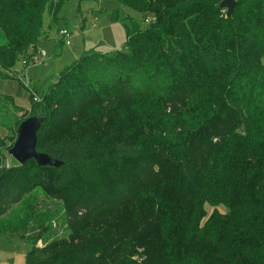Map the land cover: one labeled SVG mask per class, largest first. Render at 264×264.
Here are the masks:
<instances>
[{
    "label": "trees",
    "instance_id": "trees-1",
    "mask_svg": "<svg viewBox=\"0 0 264 264\" xmlns=\"http://www.w3.org/2000/svg\"><path fill=\"white\" fill-rule=\"evenodd\" d=\"M69 1L0 0V80ZM115 1L141 17L108 15L126 50L30 90L36 150L60 168L7 162L28 117L0 96V237L24 264H264V0L230 17L223 0Z\"/></svg>",
    "mask_w": 264,
    "mask_h": 264
},
{
    "label": "rangeland",
    "instance_id": "rangeland-1",
    "mask_svg": "<svg viewBox=\"0 0 264 264\" xmlns=\"http://www.w3.org/2000/svg\"><path fill=\"white\" fill-rule=\"evenodd\" d=\"M117 10L131 20L139 21L140 14L130 8L119 5L115 0H70L53 22L49 12L43 14L42 26L46 38L36 45L33 61L23 65L16 63L13 75L0 80V96H9L14 104L31 114L30 90H39L46 83L53 81L58 73L78 62L90 51L111 55L114 51H125V29L123 24L111 23L108 15ZM70 33L69 45L59 36L60 30ZM21 113L18 114L20 116ZM5 134L1 131V136ZM13 163V159H8ZM38 205L52 207L50 201L39 198ZM217 211L224 212L222 206ZM213 208L205 206L206 218ZM29 247L15 239L0 237V264H24Z\"/></svg>",
    "mask_w": 264,
    "mask_h": 264
},
{
    "label": "water",
    "instance_id": "water-1",
    "mask_svg": "<svg viewBox=\"0 0 264 264\" xmlns=\"http://www.w3.org/2000/svg\"><path fill=\"white\" fill-rule=\"evenodd\" d=\"M234 5V0H223L219 3V8L225 10L226 16L230 17ZM42 123L43 118L36 116L21 121L16 129V140L6 152V157L13 159L19 166L27 161H33L40 168H60L63 165L62 161L36 150L37 132Z\"/></svg>",
    "mask_w": 264,
    "mask_h": 264
},
{
    "label": "built area",
    "instance_id": "built-area-1",
    "mask_svg": "<svg viewBox=\"0 0 264 264\" xmlns=\"http://www.w3.org/2000/svg\"><path fill=\"white\" fill-rule=\"evenodd\" d=\"M58 34L64 40L65 44L69 45L68 39L70 38V33L66 29H63V30H60ZM23 64L25 63L23 62Z\"/></svg>",
    "mask_w": 264,
    "mask_h": 264
}]
</instances>
